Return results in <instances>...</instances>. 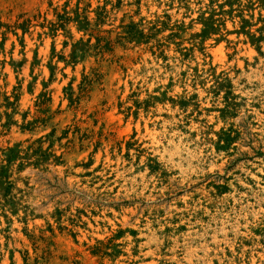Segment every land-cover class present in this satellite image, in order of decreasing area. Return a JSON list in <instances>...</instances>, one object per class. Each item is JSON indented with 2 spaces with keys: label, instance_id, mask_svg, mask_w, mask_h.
<instances>
[{
  "label": "rangeland",
  "instance_id": "obj_1",
  "mask_svg": "<svg viewBox=\"0 0 264 264\" xmlns=\"http://www.w3.org/2000/svg\"><path fill=\"white\" fill-rule=\"evenodd\" d=\"M263 186L264 0H0V264H264Z\"/></svg>",
  "mask_w": 264,
  "mask_h": 264
},
{
  "label": "bare ground",
  "instance_id": "obj_2",
  "mask_svg": "<svg viewBox=\"0 0 264 264\" xmlns=\"http://www.w3.org/2000/svg\"><path fill=\"white\" fill-rule=\"evenodd\" d=\"M220 48V47H219ZM219 48H216L217 50L219 49ZM145 126H147V124H145ZM263 188H264V186H263ZM261 211V210H260ZM264 211V210H263Z\"/></svg>",
  "mask_w": 264,
  "mask_h": 264
}]
</instances>
